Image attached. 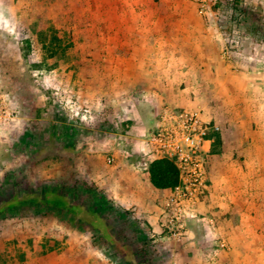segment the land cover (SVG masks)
<instances>
[{"label": "rangeland", "instance_id": "obj_1", "mask_svg": "<svg viewBox=\"0 0 264 264\" xmlns=\"http://www.w3.org/2000/svg\"><path fill=\"white\" fill-rule=\"evenodd\" d=\"M235 6L245 14L243 46L249 35L264 37V0H0V98L12 99L17 110L0 126V202L47 185L77 193L75 204L94 209L96 191L107 199L103 225L113 237L79 216L25 202L0 212V264H187L167 257L170 245L183 240L154 234L144 209L116 199L115 154L133 120L121 121L115 93L106 95L87 70L103 62L95 51L115 47L123 16L144 10L166 16L167 33L179 43L183 33L218 30L232 37L227 17ZM88 80L91 94L83 87ZM197 223L191 226L197 239L208 257L218 251L217 259L228 249H220L224 238Z\"/></svg>", "mask_w": 264, "mask_h": 264}, {"label": "crops", "instance_id": "obj_2", "mask_svg": "<svg viewBox=\"0 0 264 264\" xmlns=\"http://www.w3.org/2000/svg\"><path fill=\"white\" fill-rule=\"evenodd\" d=\"M231 9L229 35L242 33L245 14L241 9L244 16L237 26ZM118 29L115 47L107 44L95 51L103 62L87 70L106 95L115 93L121 121L133 120L131 130L120 135L115 154L116 199L144 209L151 231L163 235L164 195L169 191L151 183L153 160L146 139L166 107L198 114L220 130L213 134L218 142L213 136L206 144L212 153L209 189L197 207L198 216L213 225L197 224L224 238L229 247L217 259L208 257L191 228L193 220L184 242L171 244L167 257L171 263L180 258L187 264H264V37L247 36L248 46L227 58L223 50L230 36L218 30L183 33L181 42H172L177 38L167 33V17L145 10L123 16ZM90 82L83 87L91 94Z\"/></svg>", "mask_w": 264, "mask_h": 264}, {"label": "built area", "instance_id": "obj_3", "mask_svg": "<svg viewBox=\"0 0 264 264\" xmlns=\"http://www.w3.org/2000/svg\"><path fill=\"white\" fill-rule=\"evenodd\" d=\"M231 13L236 17L234 23L239 26L244 16L241 9L236 11L233 7ZM244 40L245 35L234 30L232 37L227 39L225 57L230 58L234 52L239 51ZM16 111L12 99L0 98V126L12 122ZM84 113L88 116L91 110L85 109ZM219 130L217 125L203 121L198 114L166 107L160 114L159 124L147 136V154L150 158L153 161L171 160L179 170L180 182L168 190L164 202L166 220L163 225L164 232L178 241L187 237L189 223L193 220L207 226L213 225V221L198 216L197 207L206 198L209 189V150L206 144L210 141V135ZM114 161V157H109L110 164ZM219 246L222 250L227 249V241L221 240ZM210 255L214 260L218 251L214 250Z\"/></svg>", "mask_w": 264, "mask_h": 264}, {"label": "trees", "instance_id": "obj_4", "mask_svg": "<svg viewBox=\"0 0 264 264\" xmlns=\"http://www.w3.org/2000/svg\"><path fill=\"white\" fill-rule=\"evenodd\" d=\"M236 11L241 8L235 6ZM214 138L219 140L218 135H213ZM150 178L152 185L159 190H171L178 186L179 170L175 163L168 159H158L153 161L149 167ZM76 188H79L76 186ZM64 188H58L56 186H43L36 191L26 193V197L14 196L10 200L0 202V212L6 214L7 212H14L22 203H29L31 205H40L46 209L60 210L63 215L79 216L82 220H85L92 224V226L98 230L106 239H112L108 231V224L103 225L102 212L107 204V199L103 197L99 192L92 195L93 200L97 207L92 209H85V204H75L78 199L77 193L69 195L68 191ZM79 191V190H78ZM81 193L88 194L90 192L80 188ZM87 215V217H86Z\"/></svg>", "mask_w": 264, "mask_h": 264}]
</instances>
